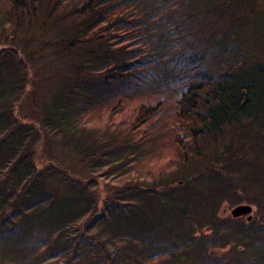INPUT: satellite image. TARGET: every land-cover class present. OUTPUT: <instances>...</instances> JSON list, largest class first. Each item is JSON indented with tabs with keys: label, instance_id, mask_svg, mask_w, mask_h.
<instances>
[{
	"label": "trees",
	"instance_id": "trees-1",
	"mask_svg": "<svg viewBox=\"0 0 264 264\" xmlns=\"http://www.w3.org/2000/svg\"><path fill=\"white\" fill-rule=\"evenodd\" d=\"M262 5L0 0V264H264Z\"/></svg>",
	"mask_w": 264,
	"mask_h": 264
},
{
	"label": "rangeland",
	"instance_id": "rangeland-1",
	"mask_svg": "<svg viewBox=\"0 0 264 264\" xmlns=\"http://www.w3.org/2000/svg\"><path fill=\"white\" fill-rule=\"evenodd\" d=\"M5 26H7V25H5ZM210 26L213 27L211 29H215L217 27V24H215V26H213V25H210ZM219 27L220 26H218V28ZM35 30L37 31V29H35ZM219 30L220 29H217V31H215V32L219 33ZM220 31H222L225 34L224 27ZM216 33H215V37H216L215 39H217V37H219ZM233 35L240 36L242 39H244V41H246L247 45L251 44L254 47H256L259 52H262L259 48L264 46V5L259 6L257 8L256 13H254L252 15V17L248 19V21L235 23L232 26V28L229 29L228 33L225 36L222 37L223 40H222V42L220 44H222V46L225 47V48L227 46H229L228 45V41L226 39L228 37L233 36ZM11 37H14V36H11ZM251 45H249V46H251ZM5 52L8 53L7 50H5ZM15 53L16 54L14 56L17 55V52H15ZM203 53H206V52H203ZM2 55H4V53ZM36 116H37V113H36ZM246 138L247 139L248 138L252 139V136L251 135H247ZM255 143L256 144L254 145V149H252V147H248L247 146V150L250 152V154H251L250 156H253V157L255 156V158H256V157L259 156V154L261 152V149L264 148V141L262 139H257ZM258 147H260V149H258ZM42 155H44V154L42 153ZM250 160H252V158H250ZM246 161L248 162L249 159H247ZM255 164H256V162H255ZM250 170L251 169H249V168L246 169V172H245L246 176H247L246 179H249L250 175H252V174H256L255 176H258V174H259L258 171L256 172L254 170H251V171ZM99 178H100V181L103 180V177H99ZM54 181H56V180H54ZM241 203H246V202H241ZM237 204H240V203H237ZM246 204H248V203H246ZM235 205L236 204L227 206V205L224 204V207H220L219 211H220V213L222 215L230 216L229 211ZM253 208L254 207H252V211L250 213L251 216H255L256 215ZM240 217H242V219H243V218H245V215L244 216H240ZM236 218H238V217H236ZM91 230H94V229L92 228ZM35 232L39 233L38 231H35ZM103 235L104 234H102V237H103ZM195 235H197V234L195 233ZM209 251L213 255H219V253L221 252V249L213 248V249H211Z\"/></svg>",
	"mask_w": 264,
	"mask_h": 264
},
{
	"label": "water",
	"instance_id": "water-1",
	"mask_svg": "<svg viewBox=\"0 0 264 264\" xmlns=\"http://www.w3.org/2000/svg\"><path fill=\"white\" fill-rule=\"evenodd\" d=\"M251 211H252V206L250 204H246V203H240V204H236L235 206H233L229 213L231 217H240V216H244L246 217L247 220L251 219Z\"/></svg>",
	"mask_w": 264,
	"mask_h": 264
}]
</instances>
